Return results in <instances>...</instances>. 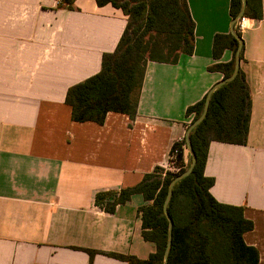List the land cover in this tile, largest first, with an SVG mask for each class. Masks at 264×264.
<instances>
[{
  "label": "crops",
  "instance_id": "obj_1",
  "mask_svg": "<svg viewBox=\"0 0 264 264\" xmlns=\"http://www.w3.org/2000/svg\"><path fill=\"white\" fill-rule=\"evenodd\" d=\"M0 0V264H89L90 250L147 258L156 250L142 236L135 194L113 213L97 193L139 183L165 167L186 135L199 102L218 81L217 33L231 32V0H188L195 48L177 63L149 61L134 117L109 112L103 124L72 119L70 86L101 70L127 17L96 0ZM264 12V0H263ZM242 31L252 116L245 145L212 141L205 174L222 203L243 207L254 227L246 244L264 264V15ZM188 160L189 150L183 149ZM93 264H128L97 253Z\"/></svg>",
  "mask_w": 264,
  "mask_h": 264
},
{
  "label": "trees",
  "instance_id": "obj_2",
  "mask_svg": "<svg viewBox=\"0 0 264 264\" xmlns=\"http://www.w3.org/2000/svg\"><path fill=\"white\" fill-rule=\"evenodd\" d=\"M96 2L100 6L112 4L121 9L127 17V24L116 49L104 53L101 70L70 86L66 103L71 107L74 121L103 124L109 112L125 113L131 117L136 115L149 61L174 64L183 54H193L196 23L188 0ZM68 3L74 8L71 0ZM241 6L242 0H231L232 18L238 15ZM263 15V0H247L246 17L262 19ZM238 45L239 40L232 32L217 33L213 41L214 57L220 58L227 48L232 50L233 57L229 62L212 64L210 70L221 71L224 77L230 76L235 68ZM241 59H244L243 49ZM205 100L206 96L189 106L186 114H193V119L199 117ZM251 116V89L240 67L234 80L214 92L206 118L191 132L197 161L193 171L175 184L168 205L174 220L169 264H260L258 249L244 240V233L254 227L253 222L244 217L242 206L219 202L210 191L215 179L205 174L211 142L247 144ZM184 146H187L185 137L172 146V150L180 149V172L186 170L192 161L190 153L185 161ZM180 172L166 171L157 166L134 186L97 193L96 205L109 213H113L118 205L128 202L133 195L142 194L145 204L138 209L142 220V236L154 243L156 250L147 258L90 250L89 264H93L97 253L128 264H164L169 227L164 202L170 181Z\"/></svg>",
  "mask_w": 264,
  "mask_h": 264
},
{
  "label": "water",
  "instance_id": "obj_3",
  "mask_svg": "<svg viewBox=\"0 0 264 264\" xmlns=\"http://www.w3.org/2000/svg\"><path fill=\"white\" fill-rule=\"evenodd\" d=\"M246 7H247V0H242L241 9H240L238 15L235 18L232 19V24H231V32L239 40V45H238V48H237L236 53H235V68H234V71H233V73L230 76L224 77L223 79L218 81L215 85H213V87L208 91V93L206 95L205 105H204V109H203L202 114L199 117L193 119L191 121V123L189 124V127H188L186 135H185V139H186V143H187V148H188V150H189V152H190V154L192 156V161H191L189 167L186 170H184V171L180 172L179 174H177L170 181V184H169V187H168V192H167V195H166V198H165V202H164V209H165V212H166V214L168 216V219H169L168 241H167V246H166V249H165V252H164V264H169V256H170V252H171L172 245H173L174 220H173L172 216L170 215V212L168 210V205H169V202H170V200L172 198V195H173L174 186L179 180H181L185 176H188L193 171L194 166H195L196 161H197V156H196V153L194 151L192 140H191V132L197 125H199L206 118V116L208 114V111H209L211 98H212L214 92L220 86H222V85L234 80L235 77L237 76L239 70H240L241 61H242L241 52H242V49H243L244 42H243L242 35H240L238 33L237 29H236V24L242 17L245 16Z\"/></svg>",
  "mask_w": 264,
  "mask_h": 264
},
{
  "label": "built area",
  "instance_id": "obj_4",
  "mask_svg": "<svg viewBox=\"0 0 264 264\" xmlns=\"http://www.w3.org/2000/svg\"><path fill=\"white\" fill-rule=\"evenodd\" d=\"M248 20H249V17H246V16L242 17L237 22V26L236 27L241 32L244 31L246 28L249 27ZM182 140L183 139H181L179 141H182ZM184 147H183V149H184ZM171 150H172V148H171ZM179 152H180L179 148H175L172 151H170L168 162L166 163L165 167H163L166 171H172V172H175V173H178V172L181 171L182 164H181V162L178 159Z\"/></svg>",
  "mask_w": 264,
  "mask_h": 264
}]
</instances>
